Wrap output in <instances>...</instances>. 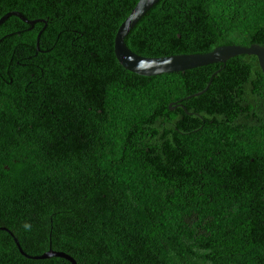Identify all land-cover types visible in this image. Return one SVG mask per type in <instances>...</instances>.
Returning a JSON list of instances; mask_svg holds the SVG:
<instances>
[{
	"label": "trees",
	"instance_id": "obj_1",
	"mask_svg": "<svg viewBox=\"0 0 264 264\" xmlns=\"http://www.w3.org/2000/svg\"><path fill=\"white\" fill-rule=\"evenodd\" d=\"M138 0H0V264H264V73L124 68ZM39 40V41H38ZM144 56L264 46V0H159ZM173 108V109H172Z\"/></svg>",
	"mask_w": 264,
	"mask_h": 264
},
{
	"label": "water",
	"instance_id": "obj_2",
	"mask_svg": "<svg viewBox=\"0 0 264 264\" xmlns=\"http://www.w3.org/2000/svg\"><path fill=\"white\" fill-rule=\"evenodd\" d=\"M159 0H138L131 10L130 14L124 19L115 35L114 52L121 65L139 75L153 76L162 73H173L185 71L188 69L212 64L226 63L230 58L240 55L249 54L258 57L260 66L264 73V46L253 43L249 46L240 44H226L218 46L212 51L204 53H187L172 54L167 56H144L133 51L126 43V37L135 25L145 16V14ZM11 15H16L28 23L34 24L36 21H29L23 14L18 11H11L0 18V25ZM39 41V40H38ZM173 109V108H172ZM15 241L22 254L32 258H48L51 256H61L77 264V261L68 253L63 251L48 250L41 255L27 254L19 240L15 237Z\"/></svg>",
	"mask_w": 264,
	"mask_h": 264
}]
</instances>
